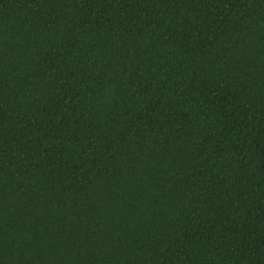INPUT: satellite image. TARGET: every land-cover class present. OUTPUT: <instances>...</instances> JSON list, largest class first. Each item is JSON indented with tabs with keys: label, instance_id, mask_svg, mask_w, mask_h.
Segmentation results:
<instances>
[{
	"label": "trees",
	"instance_id": "trees-1",
	"mask_svg": "<svg viewBox=\"0 0 264 264\" xmlns=\"http://www.w3.org/2000/svg\"><path fill=\"white\" fill-rule=\"evenodd\" d=\"M0 264H264V0H0Z\"/></svg>",
	"mask_w": 264,
	"mask_h": 264
}]
</instances>
